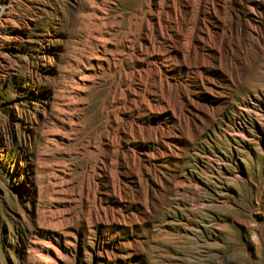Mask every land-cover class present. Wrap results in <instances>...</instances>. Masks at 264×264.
Returning <instances> with one entry per match:
<instances>
[{
  "label": "rangeland",
  "instance_id": "1",
  "mask_svg": "<svg viewBox=\"0 0 264 264\" xmlns=\"http://www.w3.org/2000/svg\"><path fill=\"white\" fill-rule=\"evenodd\" d=\"M210 1L191 55L202 0H0V264H264V0Z\"/></svg>",
  "mask_w": 264,
  "mask_h": 264
},
{
  "label": "bare ground",
  "instance_id": "2",
  "mask_svg": "<svg viewBox=\"0 0 264 264\" xmlns=\"http://www.w3.org/2000/svg\"><path fill=\"white\" fill-rule=\"evenodd\" d=\"M210 0H202V3H201V5H200V8H199V14H198V16H199V19L197 20V22H195L194 24H196L195 25V27H190V28H193L192 29V32H190V33H188V36H189V38L188 37H186V38H188V41H189V45L187 46V47H185V48H188V52L191 54V55H193V53H198V41L200 40V37L198 36V40L196 39V35H197V33H198V30H201V29H203V24L204 23H206L205 22V18H203L204 16L203 15H206V12H208L209 11V6H208V2H209ZM211 2V1H210ZM198 5V4H197ZM211 7V6H210ZM212 7H213V5H212ZM179 12V11H178ZM176 13V12H175ZM184 13V12H183ZM182 13V14H183ZM225 13V12H224ZM158 14V13H157ZM169 14V13H168ZM203 16V17H202ZM226 16V15H225ZM159 17V16H158ZM179 17H181V16H179ZM206 17V16H205ZM210 17V16H209ZM217 17V16H216ZM160 18V17H159ZM196 18H197V16H196ZM176 21H177V28H180L179 27V25H180V23H179V21H178V14L176 13ZM181 19V18H180ZM182 19H183V17H182ZM160 20L161 19H158V22L160 23ZM163 21V20H162ZM174 21H175V19H174ZM234 21V20H233ZM156 23V22H155ZM162 23V22H161ZM188 23V22H187ZM194 24H192V25H194ZM152 25V24H151ZM160 25V24H159ZM182 26V25H181ZM150 27V26H149ZM161 27V26H160ZM206 27V26H205ZM162 28V27H161ZM157 29V28H156ZM209 29V28H208ZM148 30V29H147ZM152 30V29H151ZM157 31V30H156ZM150 32V31H149ZM162 32V31H161ZM187 32V31H186ZM232 33V35H231V37H229L228 39H233L234 38V34H233V31H231ZM209 33V32H208ZM147 34V33H146ZM128 35V34H127ZM162 35H163V32H162ZM169 36V35H168ZM174 36V35H173ZM229 36V35H228ZM172 37V36H171ZM178 37V36H177ZM203 37H204V35H203ZM227 37V36H226ZM226 37L223 39V37H222V39H221V45H220V47L218 48V53H219V55H220V58H222V57H224V55H230L229 53H230V49H231V47H230V40L228 41L227 39H226ZM126 40H127V38H126ZM184 40H185V38H184ZM235 41V40H234ZM179 42V41H178ZM187 43V42H186ZM155 44V43H154ZM185 44V43H184ZM160 45V44H159ZM171 45V44H170ZM185 45H187V44H185ZM141 46V45H140ZM176 46V45H175ZM180 46V45H179ZM183 46V45H182ZM119 48V47H118ZM182 48V47H181ZM233 48V47H232ZM119 50V49H118ZM178 50V49H177ZM261 50V49H260ZM259 50V51H260ZM185 52V51H184ZM188 53V54H189ZM110 54H111V52H110ZM187 54V55H188ZM125 55V54H124ZM186 55V54H185ZM184 55V58H186V56ZM195 55V54H194ZM100 56V55H99ZM175 56V55H174ZM109 57V56H108ZM182 57V56H181ZM195 57V56H194ZM170 58H172L171 56H170ZM230 58V57H229ZM99 59V58H98ZM103 59V58H102ZM192 59V58H191ZM201 59V58H200ZM205 59V58H204ZM169 60V59H168ZM172 60V59H171ZM173 61V60H172ZM170 62V61H169ZM203 62V61H202ZM194 63V62H193ZM171 64V63H170ZM204 64V63H203ZM163 76V75H162ZM160 83V82H159ZM160 87V86H159ZM122 86L119 84V85H117L116 87H115V90H114V95H113V97L114 98H116L117 97V95L119 94V93H121V90H122ZM124 91V90H123ZM133 91V90H132ZM121 96V95H120ZM136 100V99H135ZM110 110V109H109ZM118 115V114H117ZM119 118V117H118ZM111 119V118H110ZM119 121V120H118ZM108 138H109V136H108ZM112 141V140H111ZM114 142V141H113ZM121 143V142H120ZM117 151V150H116ZM106 163V162H105ZM89 177V176H88ZM87 182V181H86ZM96 183V182H95ZM89 185V184H88ZM85 187V186H84ZM85 189V188H84ZM90 189V188H89ZM75 192V191H74ZM73 192V193H74ZM87 193V192H86ZM96 193V192H95ZM88 194H90V193H88ZM94 194V193H93ZM96 197V196H95ZM95 199V198H94ZM96 200V199H95ZM96 204V203H95ZM98 206V205H97ZM66 219V218H65ZM40 254V253H39ZM60 254V253H59ZM46 258V257H45ZM51 260V259H50ZM42 261V260H41ZM50 262V261H49Z\"/></svg>",
  "mask_w": 264,
  "mask_h": 264
}]
</instances>
